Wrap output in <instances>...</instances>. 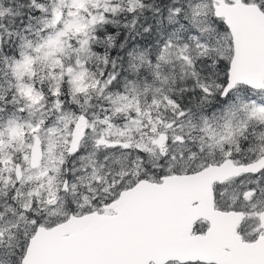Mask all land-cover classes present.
Wrapping results in <instances>:
<instances>
[{
	"label": "snow or ice",
	"instance_id": "snow-or-ice-1",
	"mask_svg": "<svg viewBox=\"0 0 264 264\" xmlns=\"http://www.w3.org/2000/svg\"><path fill=\"white\" fill-rule=\"evenodd\" d=\"M0 264H264V0H0Z\"/></svg>",
	"mask_w": 264,
	"mask_h": 264
}]
</instances>
